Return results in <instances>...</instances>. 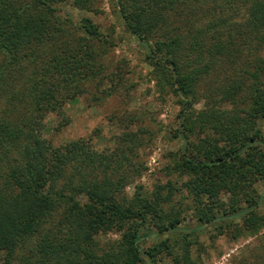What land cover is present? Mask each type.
Returning a JSON list of instances; mask_svg holds the SVG:
<instances>
[{"label": "trees", "instance_id": "16d2710c", "mask_svg": "<svg viewBox=\"0 0 264 264\" xmlns=\"http://www.w3.org/2000/svg\"><path fill=\"white\" fill-rule=\"evenodd\" d=\"M96 2L0 0V81L15 79L24 60L34 66L21 86H10L11 106L0 113L7 183L0 190V264H14L19 242L58 211L21 264H158L164 250L173 264H190L189 236L207 225L258 231L264 226V190L257 186L264 180V0H115L158 83L181 104L172 133L180 143L169 168L185 178L151 191L136 186L130 195L121 188L139 164L131 161L137 129L122 130L112 148L100 150L90 138L55 144L42 133L48 112L68 120L65 101L101 71L95 41L108 42L90 17L76 24L58 5L93 10ZM220 57L228 73L201 91ZM177 192L190 194L191 202L171 205ZM113 228L120 237L102 245L97 235ZM165 233L182 236L142 245L146 236ZM178 241L181 253L174 251Z\"/></svg>", "mask_w": 264, "mask_h": 264}, {"label": "rangeland", "instance_id": "374dc122", "mask_svg": "<svg viewBox=\"0 0 264 264\" xmlns=\"http://www.w3.org/2000/svg\"><path fill=\"white\" fill-rule=\"evenodd\" d=\"M58 6L62 9L61 13L70 17L76 24L82 17H90L108 42L95 41L96 64H102L101 71L86 81L80 94L65 101L63 115L68 120L55 112H48L44 118L43 135L49 137L55 144L83 136L90 138L93 147L100 150L112 148L116 144L117 134L122 130L137 129L141 132L138 138L139 146L131 161L139 164L136 170L132 171L133 168H129L121 191L130 195L136 186L151 191L156 188V184L164 183L167 179L181 184L185 177H180L177 171L169 168L172 163L171 154L180 143L172 133L178 125L177 112L181 104L169 88L164 90L158 83L152 66L145 58L142 46L123 27L117 15L115 0H97L93 10L76 7L71 3H61ZM228 13L229 16L234 15L241 19L239 10L236 12L230 10ZM228 29L224 28L222 35H219L224 38ZM225 61L220 57L212 62L210 71L213 72L203 80L200 85L201 91L204 92L210 85L217 84L220 80L216 81L215 78H222L228 73L229 70L226 71L228 63ZM33 69L34 66L24 60L21 63L20 74L15 79L7 76L0 81V113L8 104L11 106L13 91L10 86L13 88L21 86L26 77L33 73ZM11 71L17 75L14 66L11 67ZM14 103L17 104L18 101L14 100L12 104ZM195 107H202V100L196 102ZM261 125L264 129L263 121ZM5 184L7 185L3 177V166L0 164V190H4ZM257 186L259 191H263L264 180L259 181ZM180 194L182 193H176L171 205L185 207L186 203L191 202L190 194H186L185 197H181ZM177 199L181 204L175 201ZM58 216L59 211L46 220L39 232L28 235L19 242L13 254L14 264L25 261L23 256L34 249L41 232L55 225ZM185 222L186 220L183 221ZM237 222L241 224V221ZM120 235L121 230L113 228L99 233L97 239L102 245H107ZM181 236V233L148 235L142 240V245L148 246L164 237L171 240L176 237L179 240ZM189 237L190 264H264V226L250 233L230 225L223 227L207 225ZM179 243L183 242L178 241L174 251L181 253L183 251ZM158 258V264L174 263L172 254L165 250Z\"/></svg>", "mask_w": 264, "mask_h": 264}]
</instances>
